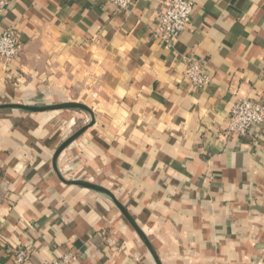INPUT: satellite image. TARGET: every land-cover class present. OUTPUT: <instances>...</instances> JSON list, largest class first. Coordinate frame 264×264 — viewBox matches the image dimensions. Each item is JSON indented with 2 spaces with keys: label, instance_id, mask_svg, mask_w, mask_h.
I'll list each match as a JSON object with an SVG mask.
<instances>
[{
  "label": "crops",
  "instance_id": "1",
  "mask_svg": "<svg viewBox=\"0 0 264 264\" xmlns=\"http://www.w3.org/2000/svg\"><path fill=\"white\" fill-rule=\"evenodd\" d=\"M192 1L167 47L164 0H0L21 46L0 106L91 111L0 110V264H158L111 198L63 179L110 191L161 264H264V127L227 134L237 101L264 102V0Z\"/></svg>",
  "mask_w": 264,
  "mask_h": 264
},
{
  "label": "built area",
  "instance_id": "2",
  "mask_svg": "<svg viewBox=\"0 0 264 264\" xmlns=\"http://www.w3.org/2000/svg\"><path fill=\"white\" fill-rule=\"evenodd\" d=\"M108 1L117 10H127L134 0ZM194 9L195 3L192 0H164V9L157 19L155 37L160 39L165 46L173 47L191 23ZM20 55L19 34L15 27H11L0 35V62L3 65H9ZM184 76L190 87L194 89L208 86L211 80L206 74L205 64L195 57L186 59ZM255 127H264V102L250 99L237 101L230 112L227 134L247 137ZM27 257L26 250H19L16 253V262L23 264L27 261ZM64 260L69 262L72 258L67 256Z\"/></svg>",
  "mask_w": 264,
  "mask_h": 264
},
{
  "label": "water",
  "instance_id": "3",
  "mask_svg": "<svg viewBox=\"0 0 264 264\" xmlns=\"http://www.w3.org/2000/svg\"><path fill=\"white\" fill-rule=\"evenodd\" d=\"M2 109H20V110L29 111V112H47V111L65 110V109H83V110H86L88 112H91L86 106H84L82 104H74V103L63 104V105H58V106H46V107H28V106H21V105H4V106H0V110H2ZM91 125H92V123H90L87 126V128L90 127ZM87 128L82 129L81 131L76 133L73 137H71L66 143H64V145L59 149V151H58V153L56 155V159L58 158L60 153H62L66 149V147H68L72 142H74L76 139H78ZM63 181L66 184L77 185V186H80V187L95 191L97 193L106 195L109 198H111V200L115 203V205L118 207V209L123 213V215L126 217V219L131 223V225L138 232V234L140 235L142 240L145 242L147 247L150 249L151 253L156 258L157 263L161 264L159 262V260L157 259V256H155V253H154V250H153L151 244L149 243L147 238L143 235V233L140 231V229L137 227V225L135 224L134 219L130 216V214L125 209V207H123L119 203V201H117L115 196L110 191H108L107 189H105V188H103V187H101L99 185H96V184H93V183H89L87 181H77V180L67 181L65 179H63Z\"/></svg>",
  "mask_w": 264,
  "mask_h": 264
}]
</instances>
